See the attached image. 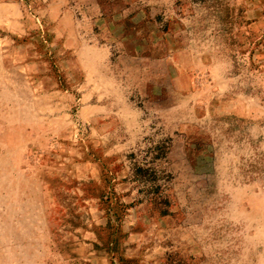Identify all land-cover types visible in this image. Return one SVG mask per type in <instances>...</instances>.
I'll use <instances>...</instances> for the list:
<instances>
[{
  "label": "rangeland",
  "instance_id": "374dc122",
  "mask_svg": "<svg viewBox=\"0 0 264 264\" xmlns=\"http://www.w3.org/2000/svg\"><path fill=\"white\" fill-rule=\"evenodd\" d=\"M0 264H264V0H0Z\"/></svg>",
  "mask_w": 264,
  "mask_h": 264
}]
</instances>
